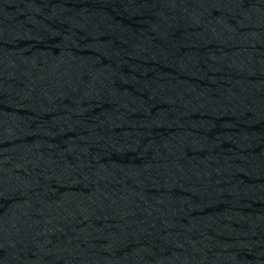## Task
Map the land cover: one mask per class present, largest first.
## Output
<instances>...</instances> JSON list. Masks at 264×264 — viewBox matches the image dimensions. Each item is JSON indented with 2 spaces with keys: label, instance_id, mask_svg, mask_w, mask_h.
Masks as SVG:
<instances>
[{
  "label": "water",
  "instance_id": "obj_1",
  "mask_svg": "<svg viewBox=\"0 0 264 264\" xmlns=\"http://www.w3.org/2000/svg\"><path fill=\"white\" fill-rule=\"evenodd\" d=\"M0 264H264V0H0Z\"/></svg>",
  "mask_w": 264,
  "mask_h": 264
}]
</instances>
